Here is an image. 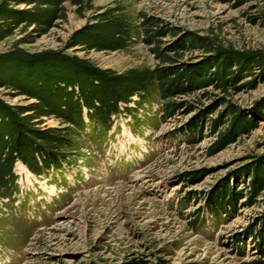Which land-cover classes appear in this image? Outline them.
I'll return each mask as SVG.
<instances>
[{"label": "rangeland", "instance_id": "374dc122", "mask_svg": "<svg viewBox=\"0 0 264 264\" xmlns=\"http://www.w3.org/2000/svg\"><path fill=\"white\" fill-rule=\"evenodd\" d=\"M114 4L134 22L139 14L150 15L221 46L264 51V0H91L93 8ZM63 7L64 21L43 35L31 27L25 33L15 28L0 43V52L24 34L29 41L18 46L25 51L61 49L92 13L78 17L71 5ZM65 51L117 72L155 64L138 39L114 51ZM203 54L185 52L181 61ZM250 72L237 88L208 85L176 97L186 106L165 119L155 94L119 104L105 125L85 109L79 127L43 117L37 126H66L71 145L62 150L66 158L58 168L38 176L19 161L13 164L9 197H0V264H250L260 258L246 232L264 211V189L250 196L240 173L264 154V118L209 152L227 126L226 114L223 123L211 126L226 104L248 114L264 101V73ZM0 98L9 104L32 100L5 87ZM193 120L199 131L174 133ZM222 185L236 190L237 198L216 216L207 200Z\"/></svg>", "mask_w": 264, "mask_h": 264}, {"label": "trees", "instance_id": "16d2710c", "mask_svg": "<svg viewBox=\"0 0 264 264\" xmlns=\"http://www.w3.org/2000/svg\"><path fill=\"white\" fill-rule=\"evenodd\" d=\"M65 3L74 8L78 17H83L85 11L92 13L84 25L69 34L61 49L25 51L18 46L23 40L29 41V35L24 34L23 40H16L0 52V87L32 99L27 104H9L0 98L1 198H8V191L12 189L14 163L19 161L38 176L48 169L58 168L66 158L62 150L71 145L69 129L66 126L38 127L43 117L54 116L79 127L85 109L87 115L105 125L109 115L118 113L119 104L128 103L133 96L142 100L155 94L162 101L159 112L165 119L186 106L176 97L208 85L223 91L237 88L236 82L243 74L251 73L252 69L264 73V51L221 46L215 39L186 33L150 15L139 14L138 22H134L120 4L93 8L91 0H0V43L15 28L23 33L27 27L37 35L47 33L55 23L65 20ZM17 5L28 7L14 8ZM136 39L148 46L155 60L153 66L117 72L65 51H114L133 44ZM195 49L204 54L194 61H181L185 52ZM225 114L229 116L227 126L218 133L209 152L255 128L257 120L264 118V101L248 114L233 104H226L224 112L213 120L212 129L223 123ZM188 123L174 133L200 130L197 120ZM240 176L247 180L250 196L260 194L264 189V154ZM218 191L220 193L207 200L216 216L225 211V207H233L237 198L236 190L228 186L222 185ZM256 221L253 228H247L246 236L253 239L254 250L260 258L250 264H264L261 260L264 257V211Z\"/></svg>", "mask_w": 264, "mask_h": 264}, {"label": "bare ground", "instance_id": "6f19581e", "mask_svg": "<svg viewBox=\"0 0 264 264\" xmlns=\"http://www.w3.org/2000/svg\"><path fill=\"white\" fill-rule=\"evenodd\" d=\"M20 166V165H19ZM22 169V168H21Z\"/></svg>", "mask_w": 264, "mask_h": 264}]
</instances>
